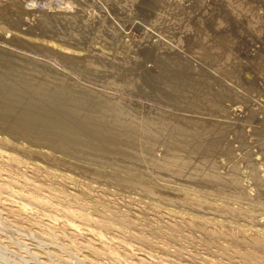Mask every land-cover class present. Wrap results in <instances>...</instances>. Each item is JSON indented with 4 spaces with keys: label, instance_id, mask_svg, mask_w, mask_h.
<instances>
[{
    "label": "bare ground",
    "instance_id": "obj_1",
    "mask_svg": "<svg viewBox=\"0 0 264 264\" xmlns=\"http://www.w3.org/2000/svg\"><path fill=\"white\" fill-rule=\"evenodd\" d=\"M107 1L109 2V0ZM128 1L129 3L121 2L122 4L120 3V5L126 6L125 9H129L128 6L130 5L131 7L138 6L139 9L145 11L148 9L154 11L152 9L155 7L156 9L157 7L165 8L169 11L173 6V11H175L173 14L179 12L175 9L181 6H177L175 4L176 2H173L175 0ZM207 1L196 0L193 4L191 3L189 10L193 12V10H197L199 7L203 8L211 5L212 2ZM221 1L224 2L225 7L228 6L227 8H230V14L232 13L236 16L241 14L244 19H246L245 23L247 22L248 24L246 25L248 27L250 26L249 29H252L250 32L254 31V29L256 33L260 31L261 20L264 19V0H258L259 3L261 2L263 5H261L262 7L260 8L256 6L258 4L253 3L254 5L256 4L253 6V4H251L252 2H248L247 0ZM124 2H126V0ZM180 2L182 3V1ZM212 6L213 7L208 6L209 9L205 11L207 12L205 14L199 12L201 16L198 15L199 17H195L196 19L194 22L191 19L193 23H197L199 26L193 25V27V23L183 26V23L180 22L183 20L182 17V20H177L175 17L167 15L168 17L170 16V19L174 18L177 20V23L178 21L182 23V27L179 25L181 28L178 32L173 31L174 38L173 41H171L173 43L159 41L158 39L150 44L152 48L148 46L150 49L146 48L147 50H145L144 48L143 51L146 55H150L149 52H152L153 54H151V57L155 61V72L152 73L153 76L151 75V87L148 84L150 81L145 79V82L147 81L149 85L148 88L152 89L149 90L153 92L157 91L160 93V96L162 94L163 97L165 96L167 99L173 101V105L181 106L183 109L187 110L186 112L189 111L190 114H183V110L181 111L182 113L175 110L173 114L169 115L166 114L167 112L164 113L157 109L158 114L154 112L152 115L144 114L139 117V115L134 113H138L140 110L134 113L132 112L133 108L129 107L132 111L127 110L125 108L127 101L123 108L119 104L122 96H119L118 101L117 97L114 98L113 94H110L111 92L108 93L103 88L97 87L96 82L95 86L77 76L70 78L71 75L68 77V74V76L64 74V76L62 72H59L61 75L54 74V72H51L52 70L50 68L48 70L45 68L37 69L34 65L27 66V70H21L20 66L9 65L10 63L1 65L0 212L7 216L11 214L12 216L19 215L20 218H13L15 222L27 218L31 221L30 223L28 222L29 224L27 225L30 226L26 227L28 230L30 228L32 231L31 228L34 226L39 228L41 234L43 232L47 237L49 236L48 238L52 239L55 244L57 243L59 245L61 240H58L66 238L68 244L64 245H71V248L80 246L82 247L81 249L86 250V254H90L95 258L98 257L104 260L107 259L108 261L111 260L115 264L149 263L146 261L152 257L157 259L159 255H157V252H154L155 254L151 252V248L153 247L163 252V256H172L178 259L183 256V259H186V263L184 262L185 264H264V222L259 218L264 216V201L262 200L264 194V148H262V146H264V141L261 143L262 145L260 142H258L259 145H257L258 143L256 144L257 146H261V148L257 149V151H260V154L258 152V156H262L261 158L263 160V162L260 163L263 165V169L260 170L259 167L261 166L255 164L251 156L253 152H251L250 149L245 148V152L241 154L238 151L239 156L237 157L236 155L230 154L234 152H232L231 148L228 146L227 148L229 149H226L227 155H222V158H220L221 160H213L209 155L212 152L214 154L215 149L211 151L214 146V148L217 149L215 140H212L215 145L211 142L214 146H210L211 143L208 145L204 140L211 130H215L216 133V130L225 129L224 125L220 127L221 125H218L219 123L215 124L211 123L213 121H208L205 117L207 114L205 113L213 112V114L216 115L214 112H220L222 115H225L226 112L224 111L227 110L226 108H228L229 105L226 103L228 101L223 102L224 97L231 98L232 101L235 100L232 104L238 103L237 101H239L244 105L245 97L239 94L244 88L248 89L247 91H257L259 89L260 92V88L258 87L252 90L247 86H242L241 80L238 81L242 86H240L242 88L240 92L238 90L241 88L236 91L229 86V83L226 84L224 81L225 79L223 80L224 82L222 81L224 74L226 78H229L227 76L235 78L237 77L238 71H241V69L239 68V61L235 56L237 54L233 55V51L231 52L232 49L227 48L228 44L225 46V43H227L226 40L224 43L220 41V39L218 41H216V39H211L207 36V32H209L207 29L205 33L204 28L210 26L223 34V30L227 27L226 23L230 18H233L232 16L230 17L227 11V13H222L220 12V8V10L218 9L219 11H217L216 8L218 6L216 8L214 5ZM34 8L27 7L23 2L21 3V0H0V15L5 19H9L10 21L8 20V23L10 25L11 22H13L14 26L8 28L4 22L0 20V30L5 29L6 32H10V36H14L10 38L14 43L20 41L18 42L19 44L24 43L33 46L35 44L42 45L43 51L53 55V58L62 57L65 58V62L67 58L73 62L81 60L82 55L84 57V54L81 55L83 51L82 46L77 45V43L64 41V36L79 35V30L81 29L79 26L89 23L87 20L88 16L86 15L87 17H85L82 15L84 11L82 10V12H80L79 10L81 8L85 9L86 7L83 8L78 3L72 2L70 3V7H68L69 9L61 8V6L60 8L51 7L50 10L48 8H42V11L40 9V11L34 13ZM182 8L183 7H181V10ZM88 9L89 8H86L85 10ZM162 10L160 9L161 12ZM86 13L88 14V12ZM89 13L92 14L91 11H89ZM164 13H166V11H164ZM166 14H168V12ZM180 14L181 11L179 12V16ZM13 15H17L18 18L13 17ZM26 15L30 16L29 18H32V21H37L36 24L38 25L37 28L40 29V35L46 36V31H51L53 34H48L47 36L50 37L45 38L33 34L31 28L24 27L23 29V21L25 24V18L26 20L29 19ZM194 15L197 16L196 13ZM158 17L159 16H156L154 19ZM162 17L163 16H160V18ZM176 17L179 18L177 14ZM243 17L241 18L240 16L241 19H243ZM184 18L187 19L185 15ZM236 18L239 17H235V19ZM101 19L105 21L104 17H101L99 21ZM154 19L153 21H155ZM166 21L168 20L166 19ZM27 22L29 23L31 21L28 20ZM169 22L172 25L174 20ZM184 24H186L185 21ZM170 27L172 28V26ZM179 27L177 26L176 28ZM219 31L218 33H220ZM255 31L252 33H255ZM104 32L105 31H103V33ZM214 36H216L215 33ZM214 36L212 35L211 37L214 38ZM5 37L8 38L9 36ZM179 46H183V49L186 48L190 53L192 52L191 55H193L194 52L196 56L204 59L200 60L206 64V61H210L207 65L213 66L215 64L217 69L224 73L221 76V78H223H219L224 84L221 82V84L218 85L219 81H215L218 85L217 93L209 94L204 90L206 85H209V77L206 69L200 65L201 63H198L199 60L197 62L195 61L196 56L192 57L189 55V52L186 53L187 50L182 51ZM232 46L230 45L229 47ZM14 47L17 48V46ZM36 47L37 46L34 48L36 49ZM88 47L90 46L88 45ZM25 49L32 51L30 48ZM86 51L87 49L83 51L85 55L93 53L92 50L90 54L86 53ZM19 54V56L22 55L21 53ZM51 55L49 56L52 57ZM22 56L24 57L20 58H26L24 54ZM95 58H97V54ZM31 59L36 62V59ZM54 59L56 60L57 58ZM12 61L13 60L9 62ZM97 61L99 63L100 60ZM20 62L21 61H18L17 63L20 65ZM39 62L35 64H40L41 62ZM84 62L86 63L84 64L85 66H93H90L91 70L98 67L97 62L91 57L84 60ZM14 63H16V61H14ZM211 63L214 64L212 65ZM23 64L22 62V65ZM69 64L71 63H68V66L72 65ZM79 65H77L76 68L79 67ZM215 66L211 68L216 69ZM42 67H45V65ZM114 67L116 68V65ZM105 68L106 66H103V71L107 70V68ZM111 69L109 70L114 72V70ZM99 70L100 68L98 71ZM262 70L264 71V68ZM85 71L88 70L86 69ZM84 72H80V74L84 75ZM209 74V76L212 75L213 79H215L216 74L215 76L213 73ZM90 77L92 78V76ZM142 77L143 79H140L141 83H143L142 81L146 78V75ZM105 82L114 85V89H116V87L120 88L122 85L124 86L123 82H118L116 79H109V81ZM211 82L210 79V84ZM132 86L133 85L130 84L128 86L129 89ZM143 86L142 88H144ZM212 86L213 85H211V89ZM238 86L239 84L236 83V88ZM126 87L124 86V89L128 88ZM208 87H210V85ZM215 89L213 90L214 92H216ZM145 90L146 89L142 91ZM116 91H118V89H116ZM247 91L244 90L242 93L245 94ZM263 91L264 87L262 88V92ZM263 93L260 94L263 95ZM123 100L122 102L124 103ZM246 100H248V98ZM156 102L157 101H155V103ZM224 103L227 104V107ZM245 105H248V103ZM127 106L128 105H126V107ZM148 108L149 110H147V113L152 109L150 107ZM247 108H249L247 110L251 113V115L249 114L250 116H252V113L256 115V112L257 114L260 112V114L264 115V107H261V105H248ZM229 111V113H231V107ZM191 112H194V115L191 114ZM226 115L229 117L228 114ZM215 118L213 120H215ZM220 121L216 120L215 122ZM241 129L238 130L241 131ZM251 132L256 133L255 130ZM210 134H212V132ZM226 134L228 135V133ZM19 137L23 138L25 142L19 140ZM237 139L238 137L236 140ZM239 141L240 145L244 144L241 140ZM158 144L163 146V150H159L160 152L157 151V148H160L157 147ZM252 144L248 146V148H252ZM207 146L211 147L210 153L208 152L210 148ZM199 151H204L206 155H201L202 157L199 159L197 158L198 160L186 156V154H197ZM250 157H252V159ZM28 159L34 162H30ZM34 159L46 161L47 164L50 165H41L38 161L35 162ZM238 159L245 162V164L243 163L245 167L244 165L241 167ZM258 159L259 158H257V161ZM51 165L57 166V168L55 167V169H53ZM59 167L65 170L63 169L64 171H62ZM222 168H225L224 172H222ZM242 169H244V174H242ZM66 171L83 175L84 177H81L87 178L88 182L84 183L82 182L83 180L77 179L74 174L67 173ZM57 172L63 175L62 179H67L75 185L72 187V190H68L65 184L61 186L54 185L52 182L45 184L46 178L50 176L54 178V176L58 174ZM144 172H146V177L143 175ZM47 173L49 175H47ZM52 178L50 177L47 179H56ZM93 181L97 182V184L99 181H104L105 184L108 183V185L111 184V186L113 185V187L118 188V191L119 189L129 192L133 190L136 194L141 196L135 195L129 197L131 198L129 201L131 202L133 200L134 202L138 200L140 203L139 205L137 204L138 209L135 207L131 208L132 206L128 207V205H126L127 208L122 209L120 207V202L122 201L119 202L118 198H113L111 196L116 194L115 191H108L106 187L107 184H104L105 188L99 187L100 185L95 186L92 184ZM113 189L115 190V188ZM95 191L98 192L95 193ZM2 193H4V195H2ZM47 207H51V209L54 208V210H48L46 209ZM163 207L166 208V210H161ZM38 210H43V213H39ZM148 210H151L153 214L152 218L146 216L147 213H149ZM47 211L50 213H45ZM163 212L168 213L169 216L167 214L164 215ZM53 220H61V222L58 223L56 221L58 226L51 225V221ZM146 220L147 222H145ZM138 226L142 228L139 229L140 227L138 228ZM113 228L116 230L115 233H112ZM195 231L199 232L197 236L200 239L199 242L201 241L200 245L202 244L205 251H207L204 254L195 251V247L192 248L193 250H187V247L180 246L179 243L178 246L171 244L172 242L177 243L180 240L179 238L186 236L187 238H191L192 244H190L191 242L189 241H187V243L193 247V244H195L197 240L194 234ZM192 238L195 239L193 240ZM186 240L184 243H186ZM61 245L64 246L63 243H61ZM182 248L186 251L183 252ZM222 257H225V260H223ZM160 258L166 257L160 256ZM90 260L91 259H89V261ZM180 260L181 259H179V261ZM109 263L110 261L108 264ZM184 263L179 262L178 264ZM95 264H97V262Z\"/></svg>",
    "mask_w": 264,
    "mask_h": 264
},
{
    "label": "rangeland",
    "instance_id": "obj_2",
    "mask_svg": "<svg viewBox=\"0 0 264 264\" xmlns=\"http://www.w3.org/2000/svg\"><path fill=\"white\" fill-rule=\"evenodd\" d=\"M72 0H21V3L23 2L25 5H27V7H35L34 9H35V11H34V13H37V11H40V9H41V11L43 10V9H49L50 10V8L51 7H59L60 8V6H61V8H64V9H69L68 7H70V3H78L81 7H83V8H89L88 10H85V9H79L80 10V12H82V10L84 11V12H82V15H84L85 17H87L88 16V18H87V20L89 21V23L88 24H82L81 26H79V28H81L80 30H81V32H80V30H79V35H73V36H69V37H67V36H64L65 37V40L64 41H67V42H73V43H77V45H79V46H82V48H83V51H85L86 49H87V51H86V53H88V54H90V53H92V51H93V56H92V54H90V55H85V53L82 51V53H81V55L82 54H84V57H83V55H82V57H81V60H79V61H77V62H73V61H70V60H68V58L66 59V62L64 61L65 60V58H60V57H54V58H57L56 60L53 58V55H51V54H49V53H47V52H44L43 51V46L42 45H28V44H24V43H22L23 44V46H22V44L20 43H18V42H20V41H17V42H13V41H11V39L10 38H13L14 36L12 35V36H10V32H6V30L5 29H1L0 30V32H2V33H0V55H2V56H0L1 58H0V66L1 65H3V64H9V65H14V66H20V69L21 70H27V66H29V65H34L37 69L39 68V69H51L50 71L51 72H54V74H59V75H61V73H59V72H62L63 74L62 75H67L68 77H70V75H71V77L70 78H74V77H79L80 79H83V80H85V81H87L88 83H92V84H96L97 85V87H99V88H103L104 90H106L108 93H110V94H113V96H114V98L115 97H117L118 98V101H119V96L121 97L122 96V98L124 99H122V98H120V101H119V104L124 108V104H126L125 102L127 101V104L126 105H128L127 107H126V105H125V108L127 109V110H130V108H133L132 110H130V111H132L133 113L134 112H138L139 110L141 111H139L138 113H134V114H136V115H139V117H141L142 115H152V113L154 114V112H155V114H158L157 113V109H159L160 111H163L164 113L165 112H167L166 114H173V112L176 110V111H178V112H180V113H182L181 111L183 110V114H190V112L188 111V112H186L187 110L186 109H183L181 106H176L175 104L173 105L172 104V102L173 101H171L170 99H167V97H163L162 96V94H161V96H160V93H158L157 91H151L152 89L151 88H148L149 87V85H150V87H151V79H152V73H154L155 72V61H154V59L151 57V54H153L152 52H149V54L150 55H146L145 54V52H143L144 51V48H145V50H147V49H150V44L151 43H154V41L155 40H158L159 39V41H167V42H171V41H173V38H174V36H173V33L174 32H178L179 31V29L182 27V23H183V26H186L187 24H192L194 21H195V17H199V16H201L200 15V13L199 12H201V14H202V12L205 14V13H207V12H205V11H208V6H211V7H213L212 5H217V6H215V8L217 9V11H219L220 9H221V11L220 12H222V13H227L228 12V14H230L229 13V10H230V8H227L228 6H224V2L223 1H221V0H206L207 2H212L211 3V5H208L207 7H203V8H201V7H199L197 10H193V12H192V10H189V7H190V5H191V3L193 4L196 0H175V1H173L177 6L178 5H181L180 7H177L176 5V11L178 10L179 12L181 11V14H180V16H179V12H177L176 14H177V16L180 18H177L176 17V14H173V13H175V11H173V6L172 5H174V4H172L171 6V9H169V11H168V9H165V8H161V7H157V9H156V7L155 8H153L152 10H154V11H151V9L148 11H145V10H141V9H139V7L137 6V7H134V6H132L131 7V5L130 6H128L129 7V9H125V7L126 6H121L120 5V3L122 2V3H129V1L128 0H126V2H124L123 0H109V2L107 1V0H73L72 2H71ZM75 1V2H74ZM116 1V2H115ZM169 1H171V0H169ZM178 1V2H177ZM180 1H182V3L180 2ZM193 1V2H192ZM214 1V2H213ZM218 1V2H217ZM221 1V2H220ZM248 2H252L251 4H253V3H256V4H258V5H256L257 7H262L263 5L261 4V2L259 3V1L258 0H247ZM115 2V3H114ZM222 2H223V4H222ZM258 2V3H257ZM119 3V4H118ZM121 3V4H122ZM130 3H131V1H130ZM187 3V4H186ZM215 3H217V4H215ZM223 5H221V4ZM117 4V5H116ZM185 4V5H184ZM189 4V5H188ZM53 5V6H52ZM98 5H100V6H98ZM110 5V6H109ZM119 5V6H118ZM227 5V4H226ZM254 4H253V6H255ZM262 5V6H261ZM50 6V7H49ZM63 6V7H62ZM95 6V7H94ZM115 6V7H114ZM175 6H174V8H175ZM67 7V8H66ZM127 7V8H128ZM181 7H183L182 8V10H181ZM187 7V8H186ZM225 7V8H224ZM37 8V9H36ZM43 8V9H42ZM117 10H116V9ZM131 8V9H130ZM214 8V9H215ZM220 8V9H219ZM118 9H120V10H118ZM121 9H123V10H121ZM160 9L162 10V12L160 11ZM204 9V10H203ZM215 9V10H216ZM219 9V10H218ZM30 10H31V8H30ZM29 10V11H30ZM75 10H77V9H75ZM93 10V11H92ZM95 10V11H94ZM100 10V11H99ZM184 10V11H183ZM187 10V11H186ZM78 11V10H77ZM89 11H91L92 12V14H90L89 13ZM159 11V12H158ZM164 11H166V13L168 12V14H166V13H164ZM172 11V12H171ZM186 11V12H185ZM227 11V12H226ZM86 12H88V14L90 15H88ZM95 12V13H94ZM157 12H158V14H157ZM161 12V13H160ZM173 14H171V13ZM196 13V15L197 16H195L194 14ZM31 13V12H30ZM98 13V14H97ZM185 15V17L188 19V22H187V19H185L184 18V15ZM186 13V14H185ZM193 15H191V14ZM156 14V15H155ZM187 14H189V15H187ZM87 15V16H86ZM167 15H170L171 17L173 16V17H175L177 20H182V18H183V20L182 21H180V22H182V23H180L179 21H178V23H177V20H175L174 18H169ZM199 15V16H198ZM156 16H159L157 19H154ZM160 16H163L162 18H160ZM188 16V17H187ZM233 17V18H230L231 20L232 19H234V20H232L233 21V23H232V21L229 19L228 20V22L226 23V29H224L223 31V34H221L222 32H220L219 30V32L220 33H218V31H216L214 28H212V27H205L204 28V30H205V33L207 32V30L209 31V32H207V36L208 37H210L211 39H216V41H218L219 39H220V41H222V42H224L225 40H226V42L227 43H225V46H226V44H228L227 45V48H230V49H232L231 50V52L233 53V55H235V54H237V55H235L236 57H237V59H238V61H239V64H240V69H241V71L239 70L238 71V74L236 75L237 77H235L236 79H238V80H236L235 78H233V77H230V76H227V77H229V78H226L225 77V74L224 73H222L221 71H219V69H217V67L215 66V64L213 65L212 63V65L213 66H215L216 67V69H213V68H211V67H213V66H211V65H207L210 61H206L207 62V64L205 63V62H202L201 60H204V59H201V58H199L198 56H196V54L193 52V55H191L192 54V52L190 53L186 48L185 49H183V46L181 47V46H179L180 47V49H182V51L183 50H187L186 51V53H188L189 52V55H191L192 57H195L196 56V62L198 61V63L204 68V69H206V71H207V74H208V77H209V85H210V87H208L209 85H206V87L204 88V90H206L209 94H214V93H217L218 92V85H220L221 84V82L224 80L225 82H226V84L227 83H229L230 85L229 86H231L234 90H236L237 91V89H240L242 86H247L248 88H251L252 90H254V89H257V87L258 88H260V92H259V89L257 90V91H251V90H249V91H247L248 89H245L244 87V90L245 91H247V93H242V91H244V90H242V88L240 89V90H238L239 92V94H241V95H243L244 97H245V104L246 103H248V105L250 106V105H253L254 104V106L257 104V105H261V107H264V91L262 92V88L264 87V71L262 70L263 68H264V19H262L261 20V28H260V31L258 32L257 31V33H256V31H255V29H254V31H255V33H252V32H254V31H251L250 32V30H252V29H249L250 28V26L248 27L247 25V22L245 23V21H246V19H244V17L241 15V14H238L237 16L236 15H234V14H230V17ZM240 16H241V18L243 17V19H241L240 18ZM13 17H17L18 18V16L17 15H13ZM26 17L27 18H29L30 16H27L26 15ZM92 19H91V18ZM96 17V18H95ZM101 17H104L105 18V21L104 20H100L99 21V19L101 18ZM166 17H168V18H166ZM182 17V18H181ZM235 17H239V18H236L235 19ZM90 18V19H89ZM164 18H165V20H164ZM153 19L156 21H153ZM163 19V20H162ZM166 19L168 20V21H166ZM170 19V20H169ZM185 19V20H184ZM191 19H192V21H191ZM0 20H2L3 22H4V24L8 27V28H12V26H13V22H11V25L8 23L10 20L9 19H5L2 15H0ZM7 20V21H6ZM9 20V21H8ZM28 20H30L31 22H29V23H31V24H29L27 21ZM28 20H26V18H25V24H24V21H23V24H22V26H23V29H24V27L25 28H31L32 29V31H33V34H35V35H37V36H42V37H45V38H49L50 36H47L48 34H50V35H52L53 34V32H51V31H46L45 32V34H46V36L45 35H40V29H38L37 27H38V25L36 24L37 23V21H32V18L30 19H28ZM160 20H162V21H160V23H159V21ZM174 20V22H172ZM191 22H190V21ZM240 20V21H239ZM242 20V21H241ZM243 20H244V22H243ZM98 21V22H97ZM151 21H153V22H151ZM157 21H158V24H157ZM169 21H171L172 22V25H171V23L169 22ZM176 21V22H175ZM184 21H185V23L186 24H184ZM33 22H34V24L36 25V28H35V25L33 24ZM104 23V24H102V23ZM155 22V23H154ZM165 22H166V25H165ZM230 22V23H229ZM170 23V24H169ZM29 24V25H28ZM101 26H100V25ZM151 24H153V25H151ZM165 25V27H164V25ZM177 24V25H176ZM247 24V25H246ZM31 25V26H30ZM96 25V26H95ZM157 25V26H156ZM162 25H163V27H162ZM172 26V28L170 27V26ZM175 25V26H174ZM179 25L181 26V27H179ZM189 25V26H190ZM193 25H195V26H199V24H197V23H193L192 24V26ZM15 26H17V25H15ZM58 26V25H57ZM92 26V27H91ZM169 26V27H168ZM179 27V28H176V27ZM14 27V26H13ZM85 27V28H84ZM88 27V28H87ZM96 27V28H95ZM159 27V28H158ZM174 27V28H173ZM194 27V26H193ZM58 28V27H57ZM252 28V27H251ZM178 29V30H177ZM207 29V30H206ZM212 29H214V30H212ZM48 30V29H47ZM52 30V29H51ZM167 32H166V31ZM202 30H203V28H202ZM103 31H105L104 33H103ZM112 31V32H111ZM174 31V32H173ZM6 32V33H5ZM157 32V33H156ZM161 32H163V33H161ZM170 32V33H169ZM204 32V31H203ZM212 32V33H211ZM216 34V36H214V33ZM8 33V34H7ZM161 35H160V34ZM209 33V34H208ZM5 34V35H4ZM86 35V36H85ZM91 35V36H90ZM154 35V36H153ZM159 35V36H158ZM171 35V36H170ZM214 36V38L213 37H211V36ZM5 36H9L8 38L7 37H5ZM75 36H77V37H75ZM88 36V37H87ZM93 36V37H92ZM72 37V38H71ZM90 37V38H89ZM103 37V38H102ZM110 37V38H109ZM215 37H217V38H215ZM6 38V39H5ZM63 38V37H62ZM70 38V39H69ZM79 38V39H78ZM89 38V39H88ZM93 38V39H92ZM170 38V39H169ZM223 38V39H222ZM7 39H9V40H7ZM64 39V38H63ZM76 40H78V41H76ZM80 40V41H79ZM87 40H89V41H87ZM120 40V41H119ZM122 40V41H121ZM83 41V42H82ZM92 41V42H91ZM82 44H81V43ZM98 42V43H97ZM222 42H220V43H222ZM9 43V44H8ZM16 43H18V44H16ZM83 43H84V45H83ZM93 43V44H92ZM171 43H173V42H171ZM91 44V45H90ZM101 44H102V46H101ZM126 44H128V45H126ZM223 44V43H222ZM232 44H233V46H232ZM2 45V46H1ZM76 45V44H75ZM88 45L90 46V47H88ZM95 45V46H94ZM232 46V47H229V46ZM14 46H17V48L16 47H14ZM25 46V47H24ZM27 46V47H26ZM35 46H37L36 47V49L34 48ZM148 46H150V47H148ZM18 47H20V48H18ZM87 47V48H86ZM98 47V48H97ZM102 47H103V49H102ZM178 47V48H179ZM234 47V48H233ZM4 48V49H3ZM21 48H23V49H21ZM25 48H30L32 51H30L29 49L28 50H26ZM88 48H89V50H88ZM99 48H101V49H99ZM147 48V49H146ZM152 48V47H151ZM39 49V50H38ZM42 49V50H41ZM92 51H91V50ZM229 49V50H230ZM31 52V53H30ZM42 52H43V54H42ZM19 53H21L22 55L24 54L25 55V59L24 58H20V57H24V56H19L20 54ZM44 53H45V55H44ZM47 53V54H46ZM108 53H109V55H108ZM96 54H97V58H95V56H96ZM98 54H99V56H98ZM195 54V55H194ZM38 55H41V56H38ZM47 55V56H46ZM49 55H51L52 57H50ZM30 56V57H29ZM43 56V57H42ZM89 56V57H88ZM101 56V57H100ZM146 56V57H145ZM46 57V58H45ZM92 58V59H94V61L95 62H97V64H98V67L100 68V72L98 71V67H95V68H93L92 70H91V67H93L92 65H84V64H86L85 62H84V60H86L87 58ZM113 57V58H112ZM147 57H149V58H147ZM30 58V59H29ZM31 58H34V59H36V62L38 63L39 61L41 62H39L40 64H35L36 62H35V60H32ZM38 58V59H37ZM50 58V59H49ZM83 58H85V59H83ZM197 58H199V59H197ZM62 59V60H61ZM83 59V60H82ZM112 59H113V61H112ZM151 59V60H153V61H149V60ZM201 59V60H200ZM262 59V60H261ZM11 60H13L12 62H9V61H11ZM21 61L20 63V65L17 63L18 61ZM59 60V61H58ZM97 60H100L99 61V63H98V61ZM105 60V61H104ZM14 61H16V63H14ZM61 61V62H60ZM64 61V62H63ZM80 61H83V62H80ZM258 61V62H257ZM22 62L24 63L23 65H22ZM60 62V63H59ZM101 62V63H100ZM151 62V63H150ZM257 62V63H256ZM66 65H65V64ZM68 63H71V64H69V65H71V66H68ZM75 63H76V65H75ZM83 63V64H82ZM118 63H119V65H118ZM128 63V64H127ZM154 65H153V64ZM253 63H254V65H253ZM56 64V65H55ZM80 64V65H79ZM105 67L106 66V68H107V70L106 71H103V66ZM123 64H125V65H123ZM205 64V65H204ZM245 64V65H244ZM248 64V65H247ZM45 65V67H42V66H44ZM66 66V69H65V66ZM77 65H79V67H77V68H79V69H77L76 68V66ZM81 65H82V67H81ZM112 65V66H111ZM116 65V68L114 67V66ZM47 66V67H46ZM68 66V67H67ZM90 67V68H88V67ZM242 66V67H241ZM263 66V67H262ZM71 67H73V68H71ZM102 67V68H101ZM113 68V69H111V68ZM118 67V68H117ZM124 67V68H123ZM148 67V68H147ZM210 69H209V68ZM214 67V68H215ZM17 68H19V67H17ZM53 68V69H52ZM54 68H55V70H54ZM77 70H76V69ZM82 68H83V70H82ZM105 68V69H106ZM121 68V69H120ZM152 68V69H151ZM253 68V69H252ZM69 69H71V70H69ZM88 70V71H91V72H88V71H85V70ZM102 69V70H101ZM104 69V70H105ZM109 69H111V70H114V72H112V71H110ZM143 69V70H142ZM145 69V70H144ZM54 70V71H53ZM81 70V71H80ZM121 70V71H120ZM216 70V71H215ZM259 70V71H258ZM57 71V72H56ZM75 73H74V72ZM84 72V75L83 74H80V72ZM93 71V72H92ZM102 71V72H101ZM144 71V72H143ZM217 71H219V72H217ZM253 71H255V72H253ZM87 72V73H86ZM96 72V73H95ZM148 72V73H147ZM151 72V73H150ZM213 73L214 74V76H215V74H216V77H215V79H213V77H212V75L211 76H209L210 74L209 73ZM91 75H90V74ZM101 75H100V74ZM142 73H143V75H142ZM219 73V74H218ZM75 74V75H74ZM94 74V75H93ZM113 74V75H112ZM119 74V75H118ZM224 74V75H223ZM257 74V75H256ZM64 75V76H65ZM80 75H82V76H80ZM86 75H88V76H86ZM118 75V76H117ZM145 75H146V78H144V80L142 81L143 83H141V80L143 79V77L142 76H144L145 77ZM148 75V76H147ZM152 75V76H151ZM223 75V79L221 78V76ZM66 76V77H67ZM90 76H92V78L90 77ZM94 76V77H93ZM254 76V77H253ZM67 77V78H68ZM88 77H90V78H88ZM106 77V78H105ZM212 77V78H211ZM94 78V79H93ZM99 78V79H98ZM222 79V81H220V79ZM101 79V80H100ZM108 79V80H107ZM109 79H111V80H115L116 79V81H120V82H123L124 83V86L126 87V85H127V87L130 85V84H132L133 86L132 87H130V89H129V87L127 88V89H124V86L122 85V86H120V88L118 87H116V89H118V91H116V89H114L115 88V86L114 85H112V84H110V83H106L105 81H109ZM134 79V80H133ZM141 79V80H140ZM145 79L147 80V81H150V82H148V84H147V81L145 82ZM149 79V80H148ZM210 79H211V84H210ZM262 79V80H261ZM92 81V82H89V81ZM101 82H100V81ZM105 80V81H104ZM216 80H218L219 81V83H218V85H217V83L215 82ZM228 80V81H227ZM241 80V83H242V86H241V84H240V82H238V81H240ZM102 81H104V82H102ZM125 81V82H124ZM128 81V82H127ZM138 81V82H137ZM217 81V82H218ZM223 81V82H224ZM230 81V82H229ZM236 81V82H235ZM96 82V83H95ZM127 82V83H126ZM131 82V83H130ZM222 82V84H224ZM98 83H101V84H98ZM126 83V84H125ZM134 83H136V84H134ZM145 83V84H144ZM236 83H238L239 84V86L236 88ZM144 86H143V85ZM148 86H147V85ZM233 86H232V85ZM95 85V86H96ZM109 85H111V86H109ZM144 87V88H142V86ZM211 85H213L212 86V89H211ZM256 87H255V86ZM113 86V87H112ZM235 86V87H234ZM241 86V87H240ZM104 87H106V88H104ZM145 87H147V88H145ZM214 87V88H213ZM139 88V89H138ZM142 88V89H141ZM210 89V90H208V89ZM217 90H216V89ZM111 89V90H110ZM120 89V90H119ZM122 89H123V91H122ZM133 89V90H132ZM144 89H146L145 91H142V90H144ZM149 89H151V90H149ZM215 89V91L216 92H214L213 90ZM112 90H115V91H112ZM136 91V92H135ZM143 92V93H142ZM115 93H116V95H118V96H116L115 95ZM142 93V94H141ZM155 93V94H154ZM251 93V94H250ZM255 93H257V94H255ZM260 93H263V95L262 94H260ZM158 94V95H157ZM249 94V95H248ZM248 98V100H246L247 98ZM252 97V98H251ZM258 97V98H257ZM126 98V99H125ZM165 98V99H164ZM225 98V99H224ZM223 98V102H226V101H228V102H226V103H228V105H229V107L228 108H226L227 110H225L224 112H226L225 113V115L223 114H221L220 112V114L218 113V112H214L216 115H218V116H221V117H218V116H216V115H214L213 114V112H209V113H205V114H207V116H209V117H207V116H205V114H204V116L206 117V119L209 121H213V122H211V123H215V124H218V125H221L220 127H223L222 125H224V127H225V129L224 128H222V129H224V130H216V133H215V130H211L210 131V133L212 132V134H210L209 133V135L208 136H210V137H208V136H206V137H208V138H204V140L207 142V144L209 145L211 142L215 145V143H216V147H217V149L216 148H214L215 146L211 143L210 144V146L211 145H213L212 147V150H211V147H209V146H207V147H209L210 149H209V153H210V150L211 151H213V149H215V152H214V154H213V152L212 153H210V155H209V153L207 152V154L213 159V160H221L220 158H222L221 156L223 155H227L226 154V149L228 150L229 148H231V151L232 152H234L233 154L232 153H230L231 155H236L237 157L239 156V153H238V151L240 152V154L241 153H243V152H245V150L246 149H250L251 150V152H253L252 153V157H253V160L255 161V164L257 165V164H259V165H257V166H261V167H259L260 168V170H262L263 169V165H261L260 163H262L263 162V160H262V156L261 157H259L258 155L260 154V151H257V149H259V148H261V146H257V145H259V143L258 142H260V144L261 143H263V141H264V115H262V114H260V112H258V114H257V112H256V115H255V113H252V116H250L251 115V113H250V111L249 110H247V109H249V108H247V106L248 105H243V103H241V102H239V101H237L238 103H233L232 104V102H234V101H232V99L231 98H227V97H224ZM228 99V100H227ZM251 101H250V100ZM122 100L124 101V103L122 102ZM129 100V101H128ZM154 100V101H153ZM168 101V103H167V101ZM155 101H157L156 103H155ZM230 101V102H229ZM130 102V103H129ZM161 104H160V103ZM259 102V103H258ZM262 102V103H261ZM136 103V104H135ZM139 103V104H138ZM158 103V104H157ZM174 103V102H173ZM226 103H224L225 105H226V107H227V104ZM232 105H231V104ZM130 104V105H129ZM135 104V105H134ZM237 104H238V106H237ZM263 104V105H262ZM141 105V106H140ZM152 106V107H151ZM240 106H241V108H240ZM130 107V108H129ZM148 107H150V108H152V109H150V111H149V113H147V110H149V108ZM177 107H178V109H177ZM230 107H231V113H229L230 111ZM233 107H236V108H233ZM244 107V108H243ZM141 108V109H140ZM156 108V109H155ZM162 108V109H161ZM174 108H176V109H174ZM181 108V109H180ZM135 109V110H134ZM143 109V110H142ZM155 109V110H154ZM180 109V110H179ZM264 109V108H263ZM151 110H153V111H151ZM228 111V112H227ZM234 111V112H233ZM238 111V112H237ZM236 112V113H235ZM141 113V114H140ZM212 113V114H211ZM245 113V114H244ZM191 114H193L194 115V112L192 113L191 112ZM196 114V113H195ZM226 114H228V116L229 117H227V115ZM250 114V115H249ZM211 115H214V116H211ZM203 116V115H202ZM212 118H211V117ZM224 116V117H223ZM237 116H239V117H237ZM248 116V117H247ZM250 116V117H249ZM259 118H258V117ZM263 116V117H262ZM217 119H216V118ZM242 117V118H241ZM245 117V118H244ZM215 118V120H213ZM226 118V119H225ZM231 118V119H230ZM236 118H237V120H236ZM239 118V119H238ZM247 118V119H246ZM257 118V119H256ZM261 118V119H260ZM263 118V119H262ZM242 119V120H241ZM216 120H218V121H220V122H215ZM241 120V121H240ZM235 121V122H234ZM240 121V122H239ZM228 122H230V123H228ZM247 123H249V124H247ZM258 124V125H257ZM226 125H228V126H226ZM236 125V126H235ZM238 125V126H237ZM255 125H256V127H255ZM258 126H259V128H258ZM232 127H234V128H232ZM244 127V128H243ZM247 127V128H246ZM232 128V129H231ZM242 128V129H241ZM263 128V129H262ZM228 129H230V130H228ZM241 129V131H239V130ZM246 129V130H245ZM250 129V130H249ZM252 129V130H251ZM259 129V130H258ZM262 129V130H261ZM244 130V131H243ZM247 130H248V132H247ZM253 130H255V132L256 133H254V132H251V131H253ZM214 131V132H213ZM232 132V133H230V132ZM258 131V132H257ZM263 131V132H262ZM218 132H221V133H218ZM244 132V133H243ZM247 132V133H246ZM226 133H228V135L226 134ZM220 134H222V135H220ZM232 134V135H231ZM233 134H234V136H233ZM236 134V135H235ZM220 137H219V136ZM227 135V136H226ZM238 135V136H237ZM212 136H213V138H212ZM249 136V137H248ZM231 137V138H230ZM238 137V139L236 140V138ZM254 137V138H253ZM256 137H258L259 138V140H258V138H256ZM261 137V138H260ZM215 138V139H214ZM218 138H219V140H218ZM224 138V139H223ZM253 138V139H252ZM262 138H263V140H262ZM19 140H23L24 142H25V140L23 139V138H21V137H19L18 138ZM233 139V140H232ZM250 139V140H249ZM212 140H215V143L212 141ZM239 140H241V142H243L244 144H239ZM245 140V141H244ZM253 142H252V141ZM218 141V142H217ZM256 141V142H255ZM209 142V143H208ZM220 142V143H219ZM247 142H248V144H247ZM225 143V144H224ZM252 144V148L251 147H249L248 148V146H251V144ZM258 143V144H257ZM230 144V145H229ZM233 146H232V145ZM239 146H238V145ZM254 144H255V146H254ZM257 144V145H256ZM264 144V143H263ZM218 145H219V147H218ZM244 145V146H243ZM262 145V144H261ZM221 146H222V148H221ZM229 146V148H227ZM243 146V147H242ZM157 147H160V148H157V151L158 152H160L159 150H163V146L161 145H157ZM255 147H258V148H255ZM246 148V149H245ZM262 148H264V146H262ZM245 149V150H244ZM220 152H219V151ZM244 150V151H243ZM257 151V152H256ZM223 152V153H222ZM258 152H259V154H258ZM257 153V154H256ZM203 154H205L204 153V151H199V152H197V154H194V155H188V154H186V156L187 157H192L191 159H194V160H196L197 158L199 159L200 157H202L201 155H203ZM212 154V155H211ZM206 155V154H205ZM215 155V156H214ZM255 156V158H254V156ZM233 156V157H234ZM195 157V158H194ZM214 157V158H213ZM252 157H250L251 159H252ZM219 158V159H218ZM257 158H259L258 159V161H257ZM197 159V160H198ZM30 162H34V161H31V159H28ZM33 160V159H32ZM35 160V162H39L41 165H45L46 164V166L47 165H50V164H47V162L46 161H43V160H38V159H34ZM239 160V162H240V165H241V167L245 164V162H243V160L241 161V159H238ZM43 162V163H42ZM259 162V163H258ZM242 163V164H241ZM244 163V164H243ZM51 167H53V169H55V167L57 168V166H52L51 165ZM244 167H245V165H244ZM60 168V167H59ZM58 168V169H59ZM60 169H62V171H64L65 169L64 168H60ZM64 169V170H63ZM223 169V171L222 170H220V171H222V172H224L225 171V168H222ZM242 170H243V172H242ZM241 170V172H242V174H244L245 172H244V169H242ZM67 173H72V172H70V171H66ZM43 173H46V172H43ZM58 174L57 175H55L54 176V178H56V179H54V178H52L53 176H50L52 179H54V180H51V179H47V178H50V177H47L46 178V180H45V184L46 183H49V182H52V184H54V185H57V186H61V185H67V186H65L66 188H68V190H72V187H74L75 185L74 184H72L71 183V181H69V180H67V179H62V177H63V175L62 174H60L59 172H57ZM72 174H74L75 176H76V178L77 179H80V180H83L82 182H84V183H87L88 181V179L87 178H82L81 176H83V175H78V174H76V173H72ZM262 174H263V172H262ZM47 175H49L48 173H47ZM62 175V176H61ZM145 177H146V172H144V174H143ZM61 176V177H60ZM84 177V176H83ZM58 178V179H57ZM48 180V181H47ZM61 181H62V183H61ZM100 182V183H99ZM98 182V184H97V182H95V181H93L92 182V184L93 185H95V186H99V187H104L105 188V185L107 184L108 185V183H106L105 184V182L104 181H99ZM102 183V184H101ZM105 184V185H104ZM106 185V187H107V190L108 191H115V193L116 194H114V195H111L113 198H118L119 200V202L120 201H122V202H120V207L122 208V209H125V208H127L126 207V205H128V207H130V206H132L131 208H137L138 209V205L140 204L139 203V201L138 200H136V201H134L133 202V200L130 202L129 200H131V198H129V197H133V196H135V195H139V194H136L133 190H132V192L130 191H122V190H120L119 189V191H118V188H116V187H113V185L111 186V184H109L108 186ZM195 185V184H194ZM111 187H113V188H115V190L113 189V188H111ZM98 189V188H97ZM112 189V190H111ZM117 190V191H116ZM96 192H98V191H95V193ZM110 193V192H109ZM119 193V194H118ZM2 195H4V193H2ZM117 196V197H116ZM139 196H141V195H139ZM121 197V198H120ZM125 198V199H124ZM123 199V200H122ZM262 200L264 201V194H263V196H262ZM129 203V204H128ZM124 204H125V206H124ZM138 204V205H137ZM28 205H30V206H32L31 204H28ZM29 206V207H30ZM34 209H35V207H34ZM46 209H50V210H54V208L53 209H51V207H47ZM166 210V208H162L161 210ZM134 210V209H133ZM39 211V213H43V210L41 211V210H38ZM149 211V213H147V215L146 216H148L149 218H152V216H153V214H152V212H151V210H148ZM49 211H47V212H45V213H48ZM51 212H53V211H51ZM50 213V212H49ZM164 213V215H168L169 216V214L168 213H166V212H163ZM258 214V213H257ZM256 214V215H257ZM3 216V217H2ZM12 214L10 215V216H7L6 214H3L2 212H0V264H95L96 262H97V264H99L100 262V264H108V262L110 261V263L109 264H112L113 263V261H111V260H107V259H102V258H98V257H93V256H91L90 254H86L87 252H86V250L85 249H81L82 247H80V246H76V247H72L71 248V245L69 246V245H64V244H68V241L66 240V238H61V239H59L58 241H60V243H59V245L56 243L55 244V242H53V240L52 239H49L47 236H46V234H44L43 232H42V234H41V232H40V229L39 228H36L35 226L34 227H32L31 229H32V231L30 230V228H29V230H28V228H26V227H29V226H27L31 221H29L27 218H25V220L23 219H21V221H17L16 219V221L17 222H15L14 221V219L13 218H20L19 217V215H14V216H12ZM23 217V216H22ZM264 217V216H263ZM262 216L261 217H259L261 220H262V222H264V218H263ZM257 218H258V216H257ZM263 218V219H262ZM165 219H167V218H165ZM149 220V219H148ZM57 220H53V221H51V225L53 224V225H55V226H58V223H60L61 222V220H58L57 222H56ZM29 222V223H28ZM48 222H50V221H48ZM53 222V223H52ZM57 224H56V223ZM145 222H147V220L145 221ZM241 222H243V221H241ZM9 225V226H8ZM16 225V226H15ZM21 228H20V227ZM18 227V228H17ZM140 226H138V228H139ZM3 228V229H2ZM142 227H140L139 229H141ZM35 229V230H34ZM27 230V231H26ZM133 230H137V229H133ZM115 229L113 228V230H112V233H115ZM38 232V233H37ZM194 234L196 235L195 237H196V241H195V244H196V246H195V244H193L194 246L193 247H191L192 245H190V244H192V240H191V238H187L186 236L184 237H181V238H179L180 240L179 241H181V242H179L178 240V242L177 243H175V242H172L171 244L172 245H175V246H178V243H179V245L180 246H183V247H187L186 249L187 250H193L192 248H194V250L195 251H197V252H199V253H201L202 252V254H204L205 252H207V251H205V248H204V246L201 244L200 245V243H201V241L199 242V237L197 236V234H199V232L198 231H195L194 232ZM39 236V237H38ZM194 236V235H193ZM183 238V239H182ZM187 239V240H186ZM193 239V238H192ZM195 239V238H194ZM193 239V240H194ZM155 240V239H154ZM185 240H186V243H187V241H189V242H191L190 244H186V243H184L185 242ZM197 242H199V243H197ZM61 243H63V245L64 246H62L61 245ZM175 243V244H174ZM182 243H184V244H182ZM193 243H194V241H193ZM186 244V245H185ZM185 245V246H184ZM198 245V246H197ZM200 245V246H199ZM62 246V247H61ZM198 247V248H197ZM80 248V249H79ZM154 248V247H153ZM151 248L152 250H151V252L153 253V254H155L156 252H157V255L159 254L161 257H166V258H160V256L158 255V257H157V259L155 258V257H152L151 259H149L148 261H146V262H149V263H144V264H175L176 262V264H178L179 262L180 263H186V259L184 258L183 259V256H181V257H179V259H181L180 261H179V259L178 258H174V257H172V256H163V252H161V251H159V249L158 248ZM204 248V249H203ZM183 250V252H185L186 250L184 249V248H182ZM199 249V250H198ZM31 251V252H30ZM155 252V253H154ZM163 253V254H162ZM84 254V255H83ZM85 255H86V258H85ZM186 255V254H185ZM33 257V258H32ZM92 257H93V261L95 262H93L92 261ZM91 259L90 261H89V259ZM153 259V260H152ZM161 259V260H160ZM222 259L223 260H225V257H222ZM101 260V261H100ZM178 260V261H177ZM220 260V259H219ZM151 261V262H150ZM182 261V262H181ZM112 262V263H111ZM184 263V264H185ZM113 264H115V263H113Z\"/></svg>",
    "mask_w": 264,
    "mask_h": 264
}]
</instances>
